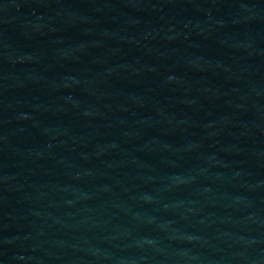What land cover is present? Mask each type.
Returning <instances> with one entry per match:
<instances>
[{"label": "water", "instance_id": "water-1", "mask_svg": "<svg viewBox=\"0 0 264 264\" xmlns=\"http://www.w3.org/2000/svg\"><path fill=\"white\" fill-rule=\"evenodd\" d=\"M0 264H264V0H0Z\"/></svg>", "mask_w": 264, "mask_h": 264}]
</instances>
